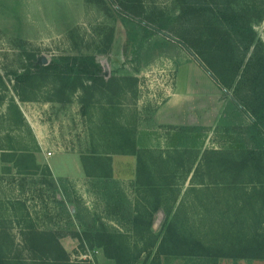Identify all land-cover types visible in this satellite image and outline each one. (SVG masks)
<instances>
[{
    "label": "rangeland",
    "instance_id": "rangeland-1",
    "mask_svg": "<svg viewBox=\"0 0 264 264\" xmlns=\"http://www.w3.org/2000/svg\"><path fill=\"white\" fill-rule=\"evenodd\" d=\"M103 1L0 0V264H199L159 249L169 222L209 246L230 241L234 217L247 220L246 233L258 230L259 209L247 205L255 183L244 174L232 191L227 165L254 146L249 118L228 108L231 93L174 40L154 36L137 53L126 46L127 26ZM139 1L150 19L180 13L178 0ZM235 9L264 46V0H237ZM28 53L40 65L95 55L108 86L61 95L50 78L17 85ZM176 84L189 97L178 125H166L156 113ZM26 154L36 167L21 162L31 161ZM64 154L77 155L83 173L58 181L49 161L58 174L75 172ZM98 235L112 237L122 263L106 256Z\"/></svg>",
    "mask_w": 264,
    "mask_h": 264
},
{
    "label": "trees",
    "instance_id": "trees-1",
    "mask_svg": "<svg viewBox=\"0 0 264 264\" xmlns=\"http://www.w3.org/2000/svg\"><path fill=\"white\" fill-rule=\"evenodd\" d=\"M104 1L113 17L128 28L126 46H136L134 52L137 53L154 36L174 40L196 57L198 66L220 91L225 95L231 93L228 108L249 118L247 132L254 146L243 152L239 160H230L227 165L233 178L232 191L241 188L235 185L239 184L237 178L244 174L249 176V183H255L253 192L248 194L247 205L251 214L259 209L252 214L259 230L264 225V46L257 40L248 14L235 9L237 0H178V16L150 19L139 0ZM26 58L28 64L24 71L14 74L15 82L20 86H27L36 78H50L59 83V92L65 95L86 87H106L109 83L95 55L61 56L47 65L38 64L29 53ZM26 156L31 161L20 156L21 162H30L29 166L36 167L35 158ZM254 178L257 182L252 180ZM256 186L260 187L259 191ZM231 219L232 238L224 245H205L199 239L185 236L169 222L159 249L165 250L167 255L199 264H218L224 258L264 260V232L255 230L248 234L244 231L246 219L242 223L238 217ZM98 237L106 247V256L122 263V252L114 247L112 237Z\"/></svg>",
    "mask_w": 264,
    "mask_h": 264
},
{
    "label": "crops",
    "instance_id": "crops-1",
    "mask_svg": "<svg viewBox=\"0 0 264 264\" xmlns=\"http://www.w3.org/2000/svg\"><path fill=\"white\" fill-rule=\"evenodd\" d=\"M177 85L178 84H176L174 87L171 88V90H169V92H168V94L166 96L167 97V101L161 107L158 108L157 113H156V117L158 119H162L161 122L163 124H166V125H170V124L178 125V106H182V102L181 101L185 100L187 98V96L189 97V95H185V96H181L180 94L178 95ZM178 96L181 97V98L178 99ZM191 102H192L191 107L195 106L193 104L192 99H190V103ZM57 156L60 157L62 155H57ZM66 156L69 157V158H65ZM76 156L77 155H74V154H71V155L70 154H64L63 155V159L67 160L68 162H70L72 159L74 160L75 172H73V173H67L66 171H63L62 174H58V171H59L58 164L57 165L56 164L53 165L50 161H49V165L48 166L46 165V166L49 169V171L53 173L54 177L58 181L63 180L62 178H69L70 180H72L71 177L75 178V176H78L79 174L83 173L82 172L83 171L82 170V165L80 163V159H78ZM60 158H62V157H60ZM56 170H57V173H56ZM72 174H75V176L74 175L72 176ZM56 185L59 188H61L59 184H55V186ZM43 210H45V211H53V208H49V209L48 208H43ZM28 245H29V248H28L29 251L39 250V248L36 249L34 247H31L33 245H30V244H28ZM59 245H61V246H59ZM55 246H57V245H55ZM39 247H40V249H42L43 246H39ZM58 247H59V249H61V247H62V248H65V249L69 250L68 247L64 246V242L63 241L60 244L58 243ZM45 248H46V250H50L51 246L47 245ZM69 264H72V263L69 262ZM77 264H90V263L79 262Z\"/></svg>",
    "mask_w": 264,
    "mask_h": 264
}]
</instances>
